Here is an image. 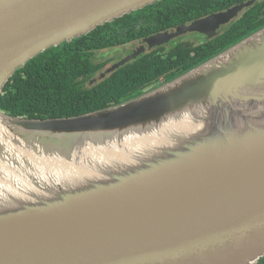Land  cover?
Here are the masks:
<instances>
[{
  "label": "water",
  "instance_id": "water-1",
  "mask_svg": "<svg viewBox=\"0 0 264 264\" xmlns=\"http://www.w3.org/2000/svg\"><path fill=\"white\" fill-rule=\"evenodd\" d=\"M156 1L0 0V95L40 53ZM253 2L151 36L108 71ZM0 119V264L264 258V27L135 99Z\"/></svg>",
  "mask_w": 264,
  "mask_h": 264
},
{
  "label": "flooded vegetation",
  "instance_id": "flooded-vegetation-1",
  "mask_svg": "<svg viewBox=\"0 0 264 264\" xmlns=\"http://www.w3.org/2000/svg\"><path fill=\"white\" fill-rule=\"evenodd\" d=\"M159 1L106 22L102 36L95 35L93 41L75 48L73 53L87 54L86 59L91 60L82 75L89 77L86 89L77 96L85 95L89 100L98 98L101 103L110 101L111 104L135 99L181 77L264 27V0H254L228 21L208 22L202 29L158 41L136 58L108 71L135 53L145 39L166 31L176 32L179 27L190 26L249 0H176L166 9ZM151 10L152 16L148 19L147 12Z\"/></svg>",
  "mask_w": 264,
  "mask_h": 264
},
{
  "label": "trees",
  "instance_id": "trees-1",
  "mask_svg": "<svg viewBox=\"0 0 264 264\" xmlns=\"http://www.w3.org/2000/svg\"><path fill=\"white\" fill-rule=\"evenodd\" d=\"M173 2L177 1L163 0L157 3L166 9ZM151 12H147L148 19L152 16ZM106 27V24L98 26L87 35L49 48L18 69L0 95V111L20 117L45 119L70 117L120 104H111L110 101L101 103L98 98L89 100L85 95L77 96L86 89L89 77L82 75H85L91 60L86 59L87 54L76 55L73 51L93 41V36H102ZM98 41H94L92 47ZM257 264H264V258Z\"/></svg>",
  "mask_w": 264,
  "mask_h": 264
},
{
  "label": "bare ground",
  "instance_id": "bare-ground-1",
  "mask_svg": "<svg viewBox=\"0 0 264 264\" xmlns=\"http://www.w3.org/2000/svg\"><path fill=\"white\" fill-rule=\"evenodd\" d=\"M0 124H3L2 123V120L0 119ZM133 143V142H132ZM131 142H129L128 143V145L130 144H132ZM119 154V152L117 151V150H112V151H109V152H107V156H112V155H118ZM0 185L1 186H6V187H10V186H7L8 185V183H6V182H4V181H1L0 180ZM16 185H20V186H28V185H30V183H27V181L26 182H23V181H19ZM13 187V186H12ZM11 187V188H12Z\"/></svg>",
  "mask_w": 264,
  "mask_h": 264
}]
</instances>
